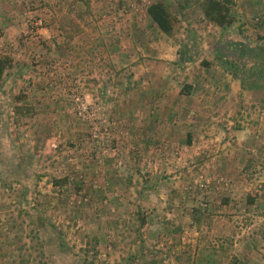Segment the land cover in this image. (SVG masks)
I'll return each mask as SVG.
<instances>
[{"label": "rangeland", "instance_id": "obj_1", "mask_svg": "<svg viewBox=\"0 0 264 264\" xmlns=\"http://www.w3.org/2000/svg\"><path fill=\"white\" fill-rule=\"evenodd\" d=\"M34 1L0 0L26 13L0 33V264H264V0H232L223 28L205 0H161L171 34L128 0L150 36L101 61L61 38L98 1L54 36ZM198 124L220 137L194 143Z\"/></svg>", "mask_w": 264, "mask_h": 264}, {"label": "crops", "instance_id": "obj_2", "mask_svg": "<svg viewBox=\"0 0 264 264\" xmlns=\"http://www.w3.org/2000/svg\"><path fill=\"white\" fill-rule=\"evenodd\" d=\"M42 1L44 2V0ZM96 1H98L97 4H100L99 6L103 7V9H101L100 11V15L93 18L89 16V14H87L89 12L85 13L86 15L84 14L81 18H79L78 21L79 24L84 25L83 30H80L81 33H78L77 35H68V31L71 29V27L70 25H64V22L67 21L66 18L68 16H70L71 19L72 15H68L70 9L67 8L69 6H79L82 9V7L85 8L86 5H93L94 2L96 3ZM46 2V7H51L55 13V20L53 21L54 24L50 26L49 32L54 36V31H51L52 27L55 25L57 26V22L64 25L61 30V38L67 41L66 45L64 46L69 54H72V52H74V50L72 49V47H74L78 48L82 53L86 55H92L94 61H101L103 60V56L106 54V52H110L112 50L114 52H117L122 49L127 51V49H129L130 45L132 44V40L140 38V40L142 41L144 40L143 38H146L143 36V33L149 34V31L144 26L142 27V29L138 28L137 32L135 31V28L137 26L136 24H138L140 21L139 16H134L133 13L127 14L126 12V14L120 15L122 13H120V10H118L117 7L126 5L128 0H46ZM30 4L38 6V4L40 5L41 3H36V1L33 0V2ZM16 6V9H13L11 5L5 2H0V33H3L4 35L7 33L6 36H10L7 39H11L13 41H15L12 38L13 35L8 34L13 33L15 35L18 33L17 29L21 26V22L24 19V15L26 14L22 10L21 14L19 15L20 3H17ZM147 6L145 7L144 14L142 15L144 19H150V16L147 13ZM104 11L106 13L101 14ZM141 24L143 25L142 22ZM120 26L121 28H119ZM139 34L141 36H139ZM55 35L57 36L56 38H58L57 32L55 33ZM149 36L150 34L148 35V37ZM78 38L80 40L77 41L76 39ZM22 49L25 50L24 47ZM20 51L22 50L20 49L19 52ZM201 100L202 99H197L198 102H201ZM207 126L205 125L202 127V124H198L197 127L193 128L194 143L195 139H200L201 146H208L213 142L212 137H217L215 136L216 133H218L220 137V133L222 131L218 126H210L209 124ZM228 127L231 128V125H229ZM246 130L247 129H245V131ZM245 131L240 129L239 133L242 134L245 133ZM209 141L210 143H208ZM218 143L219 142H217L216 144ZM253 146L251 149H254L256 151V154H254L252 158L255 159L256 162H258L259 160L264 161V155L261 152L262 150H264V143L260 144V146L257 147L256 142ZM258 153L259 155L257 156ZM245 159L248 158L245 156Z\"/></svg>", "mask_w": 264, "mask_h": 264}, {"label": "trees", "instance_id": "obj_3", "mask_svg": "<svg viewBox=\"0 0 264 264\" xmlns=\"http://www.w3.org/2000/svg\"><path fill=\"white\" fill-rule=\"evenodd\" d=\"M232 4V0H205L202 3V9L208 20L223 28L230 25L234 20L231 15ZM147 13L162 32L171 34L177 19L163 1L151 2L147 6ZM9 61L10 59L7 56L0 57V77L3 74L6 62Z\"/></svg>", "mask_w": 264, "mask_h": 264}, {"label": "built area", "instance_id": "obj_4", "mask_svg": "<svg viewBox=\"0 0 264 264\" xmlns=\"http://www.w3.org/2000/svg\"><path fill=\"white\" fill-rule=\"evenodd\" d=\"M32 23L36 26L42 25L43 21L41 19H36L34 21H32Z\"/></svg>", "mask_w": 264, "mask_h": 264}]
</instances>
